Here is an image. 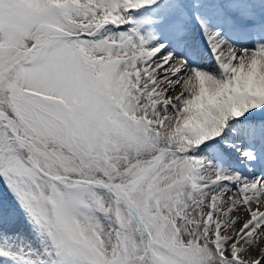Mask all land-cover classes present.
Masks as SVG:
<instances>
[{
  "label": "snow or ice",
  "instance_id": "6c2138e0",
  "mask_svg": "<svg viewBox=\"0 0 264 264\" xmlns=\"http://www.w3.org/2000/svg\"><path fill=\"white\" fill-rule=\"evenodd\" d=\"M0 264H264V0H0Z\"/></svg>",
  "mask_w": 264,
  "mask_h": 264
}]
</instances>
